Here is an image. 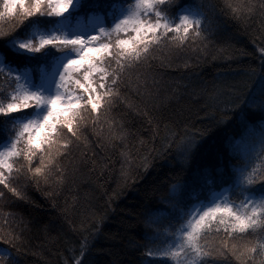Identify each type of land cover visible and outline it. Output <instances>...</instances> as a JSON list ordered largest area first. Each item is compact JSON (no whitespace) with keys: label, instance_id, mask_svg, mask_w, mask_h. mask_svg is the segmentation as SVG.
<instances>
[{"label":"snow or ice","instance_id":"1","mask_svg":"<svg viewBox=\"0 0 264 264\" xmlns=\"http://www.w3.org/2000/svg\"><path fill=\"white\" fill-rule=\"evenodd\" d=\"M210 7L187 6L182 0H0V21L11 18L9 30H0V44L23 61L36 62L39 69L34 75L27 67L3 63L0 56V125L6 132L0 146V185L23 199V191L12 186L13 172H23L26 181L37 184L63 173L65 161L88 130L81 112L107 115L121 101L114 89L127 84V72L146 64L161 45L208 39L201 25ZM223 7L233 18L246 19L264 13V0H225ZM82 8L89 11L90 29L81 22ZM258 51L264 55V48ZM231 103L264 113V76L258 92L250 91L243 100L237 96ZM232 111L225 109L217 126L226 123ZM242 126L248 135L227 137L214 152L216 164L192 167L190 178L176 180L173 188L181 194L168 200L173 214L164 229L166 246L150 238L144 255L171 257L176 264H264V127L257 132L246 119ZM116 127L122 133L121 125ZM212 133L213 128H205L165 137L161 151L174 147L191 167ZM121 155L127 162L128 154ZM142 166L147 167L146 158ZM185 194L203 199L190 204ZM4 195L0 191V198ZM146 226L154 227V218L146 220ZM159 231L155 228L154 235ZM213 236L215 242L209 240ZM0 241L10 245L0 264H14L11 257L19 238L0 231ZM86 250V244L78 254L69 250L65 264H81ZM181 253L187 259H181Z\"/></svg>","mask_w":264,"mask_h":264},{"label":"trees","instance_id":"2","mask_svg":"<svg viewBox=\"0 0 264 264\" xmlns=\"http://www.w3.org/2000/svg\"><path fill=\"white\" fill-rule=\"evenodd\" d=\"M182 3L212 6L201 25L207 28L208 39L161 45L146 64L127 72V84L114 89L121 101L107 115L81 112L88 130L65 161L63 173L41 178L37 184L26 181L23 172H13L12 186L23 191V199L0 185L5 193L0 198V231H11L20 241L11 257L14 264H65L69 250L78 254L82 244L87 250L81 264H176L171 257L144 255L150 238L166 246L164 229L173 214L168 200L181 194L173 184L190 178L192 167L216 164L214 152L227 137L247 136L242 120L257 132L264 127V113L231 103L259 90L264 76V55L258 51L264 48V13L235 19L223 7L225 0ZM80 15L89 28V11L82 8ZM10 27L11 18L0 21V30ZM0 56L5 64L27 67L34 75L39 71L36 62L23 61L9 46L0 44ZM228 108L233 109L231 118L217 126ZM205 128H213L212 137L205 138L191 167L174 147L161 151L165 137H183ZM5 140L0 125L1 146ZM125 152L127 162L121 155ZM228 196H233L232 189ZM185 199L195 204L203 197L185 194ZM149 218H154V227L146 226ZM155 228L160 231L154 235ZM209 240L215 242L216 237ZM6 247L10 245L0 241V259Z\"/></svg>","mask_w":264,"mask_h":264},{"label":"rangeland","instance_id":"3","mask_svg":"<svg viewBox=\"0 0 264 264\" xmlns=\"http://www.w3.org/2000/svg\"><path fill=\"white\" fill-rule=\"evenodd\" d=\"M82 24H84V22H85V20L83 19L82 21ZM90 27H91V25H90ZM90 27L89 28H87V29H90ZM1 146V145H0ZM183 257H184V255H183ZM184 259H187L186 257H184Z\"/></svg>","mask_w":264,"mask_h":264}]
</instances>
